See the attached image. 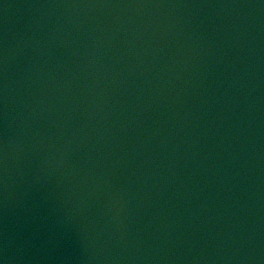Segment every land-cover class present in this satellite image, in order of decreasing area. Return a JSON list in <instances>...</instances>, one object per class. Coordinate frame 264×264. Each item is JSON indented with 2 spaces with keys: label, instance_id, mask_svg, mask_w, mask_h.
Returning a JSON list of instances; mask_svg holds the SVG:
<instances>
[{
  "label": "water",
  "instance_id": "95a60500",
  "mask_svg": "<svg viewBox=\"0 0 264 264\" xmlns=\"http://www.w3.org/2000/svg\"><path fill=\"white\" fill-rule=\"evenodd\" d=\"M0 264H264V0H0Z\"/></svg>",
  "mask_w": 264,
  "mask_h": 264
}]
</instances>
